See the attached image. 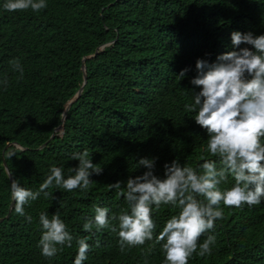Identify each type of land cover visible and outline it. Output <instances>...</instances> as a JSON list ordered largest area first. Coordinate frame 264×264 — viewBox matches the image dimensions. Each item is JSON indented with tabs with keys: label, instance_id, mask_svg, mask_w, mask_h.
<instances>
[{
	"label": "trees",
	"instance_id": "1",
	"mask_svg": "<svg viewBox=\"0 0 264 264\" xmlns=\"http://www.w3.org/2000/svg\"><path fill=\"white\" fill-rule=\"evenodd\" d=\"M46 2L38 13L8 12L0 0V81H8L6 90L0 84V264H73L77 238L92 246L84 264H163V242L124 253L117 233L85 232L84 219L95 215L96 206L109 208L110 216L129 210L107 185L142 175L147 169L137 167L141 158L157 157L155 174L161 177L164 164L175 159L194 168L213 159L222 167L206 152L207 135L195 113L185 111L192 103L190 80L198 58L215 63L233 50V31L264 35V0ZM17 58L22 78L9 63ZM184 68L190 71L180 80ZM85 149L103 169L90 176L95 183L88 190L53 184L47 197L41 193L25 206L30 223L15 213L13 179L37 191L52 165L62 167L65 178L73 175L69 169L79 162L71 155ZM233 183L229 177L221 188ZM162 208L153 215L160 228L164 217L178 212ZM221 208L224 219L200 238L216 236L212 254H193L189 264H264V201ZM56 211L74 239L71 248L48 259L38 247L39 215L51 218Z\"/></svg>",
	"mask_w": 264,
	"mask_h": 264
},
{
	"label": "clouds",
	"instance_id": "2",
	"mask_svg": "<svg viewBox=\"0 0 264 264\" xmlns=\"http://www.w3.org/2000/svg\"><path fill=\"white\" fill-rule=\"evenodd\" d=\"M47 7L46 0H5L3 4L8 12L31 9L38 13ZM249 31H233V50L217 56L215 63L196 60L197 74L190 80L193 88L188 89L192 93V103L184 106L186 112L195 113V124L206 132V152L217 158L222 167L218 169L213 159H205L198 168L175 159L164 164L161 177L155 174L157 157L141 158L137 167L147 169L142 175L129 177L126 183L117 181L107 185L109 190H116L117 196L124 197L129 210L110 216L109 208L96 206L95 215L84 219L85 232L108 229L117 233L121 252L149 241L163 242V264H189L193 254L199 257L212 254L216 236L209 234L202 243L200 238L214 230L217 221L224 219L226 214L221 204L239 209L264 201V35L256 36L252 32L258 31ZM9 63L22 78L23 66L19 59ZM189 71L184 68L176 77L183 80ZM0 84L6 90L7 79ZM12 156L14 153L9 158ZM71 159L79 162L77 167L69 169L73 175L65 178L64 169L52 165L50 174L37 191L21 187L19 181L13 179L11 198L15 202V213L30 223L32 217L26 215L25 206L37 200L41 193L47 197L46 190L53 184L69 192L86 191L95 183L90 176L102 174L103 169L93 164L87 149L72 153ZM8 174L11 177L10 171ZM229 177L234 183L222 189L221 184ZM162 205L178 209V212L171 215L158 235H154L157 225L153 212ZM39 223L42 235L38 247L42 256L51 259L64 247H72L74 237L58 211L51 218L47 212H41ZM76 244L78 251L73 264H84L92 246L87 238H77Z\"/></svg>",
	"mask_w": 264,
	"mask_h": 264
},
{
	"label": "bare ground",
	"instance_id": "3",
	"mask_svg": "<svg viewBox=\"0 0 264 264\" xmlns=\"http://www.w3.org/2000/svg\"><path fill=\"white\" fill-rule=\"evenodd\" d=\"M67 112H68V111L66 110L65 113H64V121L66 120ZM161 209H163L162 206L160 207V210H161ZM156 213H157L156 210H154L153 215L156 214ZM168 219H169V217H168V218H166V217L163 218V220H164L163 226H164L165 222H166ZM163 226H162V228H160L159 224L157 225L156 230H155V233H157V235L159 234L158 229H160V231H161V230L163 229ZM148 243H149V242H146L145 245H144L143 247L140 246V247L138 248V251L136 250V251H137L136 253L147 252L146 248H147ZM141 247H142V248H141ZM118 248H120V247H118ZM140 248H141V249H140ZM126 252H132V254H133L135 251L126 248L125 251H124V253H126Z\"/></svg>",
	"mask_w": 264,
	"mask_h": 264
},
{
	"label": "rangeland",
	"instance_id": "4",
	"mask_svg": "<svg viewBox=\"0 0 264 264\" xmlns=\"http://www.w3.org/2000/svg\"><path fill=\"white\" fill-rule=\"evenodd\" d=\"M118 221H114V223H117Z\"/></svg>",
	"mask_w": 264,
	"mask_h": 264
}]
</instances>
